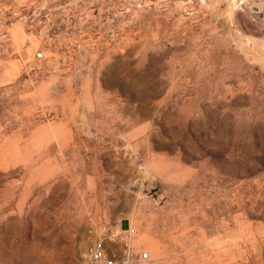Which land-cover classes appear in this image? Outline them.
Segmentation results:
<instances>
[{
    "label": "rangeland",
    "instance_id": "rangeland-1",
    "mask_svg": "<svg viewBox=\"0 0 264 264\" xmlns=\"http://www.w3.org/2000/svg\"><path fill=\"white\" fill-rule=\"evenodd\" d=\"M264 264V0H0V264Z\"/></svg>",
    "mask_w": 264,
    "mask_h": 264
},
{
    "label": "built area",
    "instance_id": "built-area-1",
    "mask_svg": "<svg viewBox=\"0 0 264 264\" xmlns=\"http://www.w3.org/2000/svg\"><path fill=\"white\" fill-rule=\"evenodd\" d=\"M132 227H127L117 246L105 247L99 240H93L86 246L82 264H146L148 254L146 250L134 249L130 239Z\"/></svg>",
    "mask_w": 264,
    "mask_h": 264
}]
</instances>
